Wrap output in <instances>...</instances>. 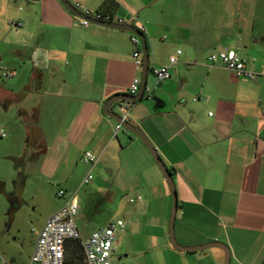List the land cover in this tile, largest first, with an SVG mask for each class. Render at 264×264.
Segmentation results:
<instances>
[{
  "label": "crops",
  "instance_id": "0c3cea01",
  "mask_svg": "<svg viewBox=\"0 0 264 264\" xmlns=\"http://www.w3.org/2000/svg\"><path fill=\"white\" fill-rule=\"evenodd\" d=\"M68 1L114 22L144 25L150 73L170 67L172 77L157 80L150 97L132 103L127 121L173 174L178 243L194 248L218 242L229 249L231 264H264V0ZM0 2L5 8L23 4L17 18L33 31L32 43L17 50L22 59L32 51L30 83L23 93L7 92L5 103L17 104L23 116L34 114L41 135L38 168L67 174L91 152L97 160L83 167L96 173L97 194L112 176L127 172L136 197L143 198L132 203L128 223L118 231L115 264H226L220 248L185 252L171 244L168 183L140 140L128 143L131 132H117L104 113L108 100L132 96L139 76L132 34L84 27L59 0ZM226 49L260 75L250 81L212 64L210 56ZM179 50L183 54L171 66ZM129 145L137 152L125 155Z\"/></svg>",
  "mask_w": 264,
  "mask_h": 264
},
{
  "label": "rangeland",
  "instance_id": "374dc122",
  "mask_svg": "<svg viewBox=\"0 0 264 264\" xmlns=\"http://www.w3.org/2000/svg\"><path fill=\"white\" fill-rule=\"evenodd\" d=\"M23 9V4L5 8V4L0 2V131L4 130L7 134V138L0 140V182L6 184L7 194L13 195L18 181H24L21 200L14 205L0 193V262L5 260L9 264L31 263L37 233L66 203L65 199L58 196L60 191L79 198L81 212L77 225L84 239L105 228L112 220H123L125 215L127 217L123 221L128 223V213L135 207L130 199L137 198L135 180L127 172L122 173L117 180L112 176L108 186L102 188L105 190L97 194L94 189L97 179L95 172H92L94 181L80 187L89 175L83 167L86 166L85 162L81 160L69 165L67 174L60 170L53 175L38 168L42 153L37 145L41 135L38 122L33 119L34 114L30 113L31 117L23 116L17 104L5 103L7 92L23 93L30 83L32 51H28V59H22L17 55V50L32 43V27L23 22V27L11 25V22H19L17 17ZM11 72H16V76L7 78L5 74ZM155 82L157 79L149 73L148 87L152 88ZM145 95L148 97L147 93ZM113 109L123 116L124 112L119 107ZM123 136L121 133L120 138ZM126 138L128 143L140 140L132 133ZM140 142L138 144L146 148ZM130 152H137L136 147L129 145L125 155ZM67 179H70V185H66ZM12 210L15 212L11 218Z\"/></svg>",
  "mask_w": 264,
  "mask_h": 264
},
{
  "label": "built area",
  "instance_id": "2783aa9c",
  "mask_svg": "<svg viewBox=\"0 0 264 264\" xmlns=\"http://www.w3.org/2000/svg\"><path fill=\"white\" fill-rule=\"evenodd\" d=\"M74 7L86 17L99 21L124 24L123 21L114 22L111 18L104 17L101 14H92L89 10L82 8L80 4H76ZM78 19L79 23L84 27L93 25L86 19ZM11 25L16 28L23 26L21 22L17 21L11 22ZM136 28L139 32L143 34L146 33L144 25L140 24ZM131 42L136 48L133 57L136 70L139 73V76L135 78L131 86V95L136 96L139 93L142 84L144 61L141 38L136 34H132ZM182 54L183 52L179 50L175 56L170 58V65H175L178 61V57ZM209 59L212 64H220L246 80H255L260 75L259 73L250 70L246 61L243 60L235 50L226 49L216 52L212 54ZM152 73L160 82L169 80L172 77L170 67L154 69ZM5 76L7 78H12L16 76V72L7 73ZM151 92V88L147 86L145 94L147 93L148 97H150ZM199 99V97H196L194 101H198ZM131 104L132 103L124 102L122 105L121 110L124 112L122 116L124 120L128 119V108ZM122 129L123 127L117 123V132ZM5 138H7V134L4 130H1L0 140ZM83 160L87 164H93L97 159L93 153L86 152L83 156ZM93 180L94 176L89 174L84 180V185L92 183ZM58 196L65 199L66 203L58 212L53 214L47 220L42 230L37 233V242L30 264H68L67 256L71 253L76 241H79L81 244L85 264H115L113 255L115 252L117 235L118 231L125 228V222L123 220L112 221L105 228L94 232L89 238L83 239L77 225V218L81 209L79 198L77 196H69V194L64 191H60ZM141 200H143V198L139 196L136 199L131 198L130 202L135 203L136 201ZM0 264L9 263L3 260Z\"/></svg>",
  "mask_w": 264,
  "mask_h": 264
},
{
  "label": "water",
  "instance_id": "95a60500",
  "mask_svg": "<svg viewBox=\"0 0 264 264\" xmlns=\"http://www.w3.org/2000/svg\"><path fill=\"white\" fill-rule=\"evenodd\" d=\"M65 8L69 12H71L74 16L80 19H86L90 23H92L95 26H100L108 29L113 30H119L128 32L131 34H136L141 38L142 41V51H143V61H144V67H143V73H142V84L139 93L136 96H116L110 100H108L104 104V113L107 117L112 118L116 123L120 124L125 130L128 132H131L134 134L137 138H139L146 146L148 151L150 152L151 156L153 157L154 161L156 162L158 168L160 169L161 173L163 174L166 182L169 185V188L171 190L172 199H173V207H172V213L169 223V239L171 244L180 251L185 252H194V251H200L204 249H210V248H220L224 250L226 254V264H231V254L227 246L224 244L214 242V243H208L204 246L199 247H183L181 246L175 236V223H176V216L178 211V193L176 189V184L173 178V174L170 171V169L167 167L166 163L162 159V157L158 154L156 148L151 144V142L146 138L144 133L141 131V129L138 126H134L131 123H129L127 120H124V118L118 114L117 112H114L111 110L112 106L116 103H137L144 98L146 87L148 86V76L150 73V51L148 47V42L146 35L139 32L136 27L133 25H126V24H119V23H113V22H105V21H99L93 18H89L84 16L80 11L75 9V7L68 1V0H59ZM24 181H18L17 183V189L13 195H8L6 192V184L3 182H0V193L8 198V200L14 205L15 202H18L21 200L22 192H23V186ZM15 210H12L11 212V218L14 214Z\"/></svg>",
  "mask_w": 264,
  "mask_h": 264
},
{
  "label": "trees",
  "instance_id": "16d2710c",
  "mask_svg": "<svg viewBox=\"0 0 264 264\" xmlns=\"http://www.w3.org/2000/svg\"><path fill=\"white\" fill-rule=\"evenodd\" d=\"M68 264H85L84 254L79 241L74 243L71 253L67 256Z\"/></svg>",
  "mask_w": 264,
  "mask_h": 264
}]
</instances>
